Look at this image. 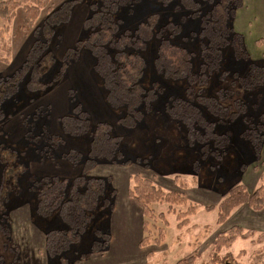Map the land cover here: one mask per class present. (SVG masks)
Returning <instances> with one entry per match:
<instances>
[{"label": "rangeland", "instance_id": "obj_1", "mask_svg": "<svg viewBox=\"0 0 264 264\" xmlns=\"http://www.w3.org/2000/svg\"><path fill=\"white\" fill-rule=\"evenodd\" d=\"M65 1L67 0H52L49 8L56 9ZM195 2L198 3L200 14L193 18L190 8H194ZM216 2L217 0H136L131 7L121 6L115 18L120 21L123 31L134 30L140 22L157 15L160 20L155 31L165 37L171 36L178 26L180 33L172 41L194 53L191 70L197 74L203 59L210 56L213 58L212 53L202 56L200 45L203 39L198 33L202 16ZM243 2L244 6L236 12L232 25L237 33L244 36V44L251 61L261 65L264 63V0ZM99 3L101 0H84L73 8L67 25L57 29L51 48L58 61H61L66 50L74 47L82 38L84 21L91 14L90 6ZM241 10L239 26L245 32L237 28L236 19ZM46 11L42 12L34 27L28 23L22 27L25 13L22 9L16 13L17 18H14L15 21H12L10 31L5 36L10 59L7 62L0 60L4 64L0 68V77L11 75L23 64L12 73L4 74L9 71L13 62L17 63L13 61L10 65L12 44L25 42L21 35L16 37L15 28L19 30L17 28L21 25V34L31 39V48L37 37L35 30L41 27L47 15ZM257 17L261 20H257ZM82 19L84 21L81 26ZM3 26L4 23L0 20V29ZM158 43L159 39L154 37L149 41L147 49L142 51L147 59L143 84L147 89H154L155 95L148 104L141 105L142 113L132 128L119 123L118 117L123 114L124 107L109 106L102 79L94 72V59L83 50L72 61L64 78L55 86L46 92L32 95L22 85L19 94L5 105L6 116L0 123V153L5 154L7 161H0V261L11 264L17 256V264H50L45 250V234L50 229L64 226L57 213L43 217L35 213L37 200L28 191V183L34 178L45 176L73 178L81 174V166H74L69 159L60 157L67 155L72 149L82 155H86L88 151L90 133L84 137L70 138L61 130L59 118L72 112V98L80 103L94 123L105 121L113 126L114 133L122 137L123 160L132 161L124 164H99L87 174L90 177L109 178V187L116 194L113 198V209L100 210L96 214L79 246L82 250H88L95 228L108 231L111 240L106 251L88 254L83 259H78V255L73 258L70 256L69 264H176L178 259L195 254L198 255L195 264H206L210 261L217 235L233 226L241 227L238 214L235 216L233 213L242 206L236 208L224 224L217 223L216 208L227 197L229 190L241 183L248 174L247 182L250 181V185L257 182L253 189L243 183L250 192L264 184V151H261L260 159L254 158L251 143L252 139L258 138L263 142L262 149L264 147V86L238 81V78L246 77L249 65L235 58L232 47L225 51L222 49L223 55L219 57L220 68L211 73L207 85L195 84L194 89H201L203 96L217 99L219 108H225L224 113L227 116L237 112V119L228 124L225 119L226 123L216 128L217 133L223 131L233 134L230 145L226 144L227 148L229 146L226 148L227 152L222 154L224 147H219V154L203 155L201 144L191 142L182 121L170 115L168 108L174 107L173 100L188 99V84L184 79L165 77L156 66L154 59ZM0 56L6 58V53L0 52ZM235 64L241 65L243 69L234 74L231 70ZM91 84L93 90H97L98 100L106 106L107 115L103 118L96 119L90 106L81 99L83 97L79 90L84 85ZM220 95L224 96L223 100L218 99ZM199 108L204 115V106L200 105ZM38 109L41 110V120L46 119L47 122L45 131L50 135L61 136L63 145L54 147L49 141H39L46 146L45 151L34 149L33 145L39 144L35 141L36 125H30V119ZM205 113L207 117L211 116ZM241 131L243 132L240 137ZM213 139L214 136L208 138L210 142ZM54 155H58L57 158L53 159ZM10 169L20 172L17 178L5 179V173L10 172ZM135 177L150 180L165 191L183 194L187 205L176 207L173 214H167L166 204L153 205L157 219L146 218L148 224L144 229L145 218L129 195ZM190 206L197 208L186 214L190 211ZM210 206L215 209H207ZM161 212L165 213L163 219H159ZM205 226L213 228L207 231ZM160 230L163 231L161 237ZM145 236L150 238V242H142ZM155 238H160L159 242H155ZM261 246L252 245L250 241L237 240L229 251H221L220 257L231 253L237 256L245 251L246 254L236 261L240 264H258L264 261V253L255 252ZM14 248L18 250L17 255L13 252Z\"/></svg>", "mask_w": 264, "mask_h": 264}, {"label": "trees", "instance_id": "obj_2", "mask_svg": "<svg viewBox=\"0 0 264 264\" xmlns=\"http://www.w3.org/2000/svg\"><path fill=\"white\" fill-rule=\"evenodd\" d=\"M83 1L67 0L53 10L49 8L52 0H5L0 2V20L4 23L3 28L0 29V52L6 53V58L0 56V60L4 62L10 59V49L5 42V36L10 31V25L18 9H24L31 27L36 25L42 12L47 10L41 27L35 30L37 37L23 64L11 75L0 77V123L6 116L5 105L19 94L22 85H25L32 95L46 92L64 78L72 61L76 60L83 50L90 53L94 59V72H97L96 75L102 79L105 98L109 106L124 107L123 114L118 117L119 123L132 128L142 113L141 105L148 104L155 95L154 89H147L143 84L147 59L142 51L147 49L149 41L156 37L159 39L154 59L156 66L161 69L165 77L184 79L188 84L186 90L188 99L173 100L174 107L168 108L170 115L182 121L187 128L191 142L201 144L203 155L208 153L217 155L220 151L219 147L225 148L222 149V154L227 152L226 144L230 145L233 134L223 131L217 133L216 128L224 125L225 119H227L226 124L234 122L237 119V112L227 116L224 113L226 109L219 108L217 99L203 96L202 90L196 91L194 85H207L211 73L221 66L219 57L223 55L222 49L225 51L232 47L235 58L249 65L246 77H237L238 81L243 84H263L264 86V63L257 65L251 61L244 44V36L237 33L232 25L236 12L244 6L243 0H217L211 10L202 16L198 33L203 39L200 45L201 54L204 57V54L212 53L213 58L211 56L204 58L197 74L191 70L194 53L172 41L180 33L178 26L171 36L165 37L164 34L155 31L160 18L152 15L146 21L140 22L134 30H121V23L115 15L121 6L131 7L136 0H101L99 4H91V14L83 24L82 38L76 42L74 47L66 50L61 61H58L51 48V43L56 36L57 29L69 22L73 8ZM190 9L193 18L200 14L197 2L194 3V8ZM233 67L231 71L234 74L243 69L239 64ZM218 99L223 100L224 96L220 95ZM71 101L74 104L72 112L59 118L61 130L65 136L70 138L84 137L90 133L88 151L86 155H82L72 149L67 155L60 157L69 159L74 166H81V174L73 178L45 176L34 178L28 183V191L37 200L35 213L41 217L57 213L60 223L64 226L60 229H50L45 234V250L50 264H69L70 256L73 258L78 255V259H83L88 254L108 249L111 235L101 228L93 230L88 250H82L79 246L95 220L96 214L100 210L113 209V198L116 194L115 190L109 187L111 185L109 178L90 177L87 174L99 164H124L132 161L123 160L122 137L114 133L113 126L109 122L94 123L79 102L74 98ZM200 105L205 108L204 115L199 108ZM205 112L211 116L207 117ZM41 116V110L38 109L30 119V125H36L35 141L39 144V146L33 145L34 149L45 151L46 146L41 145L39 141H49L54 147L63 145L64 140L61 136L50 135L48 131H45L47 122L46 119L41 120ZM211 136H214L213 142L208 140ZM251 143L254 158L260 159L263 142L254 138ZM240 148H242L241 145ZM54 156L53 159L58 155ZM0 161L7 163L3 152L0 153ZM9 171L5 173V179L17 178L20 173L19 171L15 173L14 169ZM129 195L145 218L144 229L148 224L146 218L157 219L153 205H168L167 214H173L176 207L187 205L183 194L165 191L152 181L140 177H135L134 185L129 189ZM243 205H248L254 211L263 210L264 184L251 192L243 183L233 186L227 197L216 208L217 223L224 224L230 214ZM194 208L197 206H190V211L186 214L193 212ZM207 209L214 210L215 208L210 206ZM163 215L165 213L161 212L159 219H163ZM204 228L211 231L213 227L205 226ZM161 234L163 231L160 230V237ZM5 235L9 236L8 233ZM159 239L155 238V242H159ZM237 240L250 241L255 246L262 245L255 252L264 253V232L233 226L217 235L210 253V261L206 264H240L236 259L245 255V251H241L237 256L231 253L220 257L221 251H229ZM145 241L150 242V238L145 236L142 242ZM13 252L17 255L18 250L14 248ZM16 257L11 264L18 263V257ZM197 260L198 255L195 254L178 259L176 264H195ZM0 264L6 263L0 261ZM148 264L152 263L148 262ZM258 264H264V261Z\"/></svg>", "mask_w": 264, "mask_h": 264}, {"label": "crops", "instance_id": "obj_3", "mask_svg": "<svg viewBox=\"0 0 264 264\" xmlns=\"http://www.w3.org/2000/svg\"><path fill=\"white\" fill-rule=\"evenodd\" d=\"M2 1H5V0H0V2H2ZM21 9L24 11L23 8H19L17 14L20 12ZM244 9H247V8H244ZM243 10H241L238 13V17L236 19L237 28L240 29V30L243 29L241 26H239V18L242 15V11ZM24 13H25V11H24ZM17 14H16L15 19L17 18ZM15 19H14V21H15ZM256 19L257 20H261L260 17H257ZM82 21H84V19L80 20L81 26H82ZM26 23H28V25H29L28 19H27L26 15H25V20H24V22L22 24V27ZM20 26L17 28L19 30H16V28H15L14 33H16V37H17V35H21L22 39L25 42H24V44H19V43H16L15 45L12 44V47H13V49H12V60L10 62V65H11V63L13 61H17V63L15 64L13 62L12 63V67L10 65H5V67H11V68H9V71L7 73H4V74H8V73L10 74L18 66H20L23 63V61L25 60V57H26V55H27V53L29 51V48H30V45H31V39H29V37L25 36V34H21L22 33L21 32L22 27H20ZM80 29H82V28L80 27ZM242 31L245 32V29H243ZM13 43H15V38H14V42ZM3 65L4 64L0 63V68ZM5 67H3V68H5ZM0 73H2V72L0 71ZM79 93L83 97V98H81L82 101H84L85 104H87V106H90V108L92 109L93 115H94V117L96 119H99L100 117L103 118V117H105V115H107L106 114V112H107L106 106L103 105L102 102L98 100V98L96 96L97 90L96 91L93 90L92 84L91 85H84L79 90ZM94 94H95V96H94ZM93 96H94V98H93ZM263 151H264V147L262 149V152ZM262 158H263V156H262ZM248 180H249V174H248V176H246V178L242 179L241 183H245L251 189L255 188L256 187L255 185L257 184V182L256 183H252V185H250L249 184L250 181H249V183L247 182ZM139 211H140V209H139ZM237 214L239 216L240 222L242 223L241 227L243 229H245V230L253 229V230H256L257 232H264V209L261 210V211H254L248 205H246V206L243 205L242 207H240V208H238V209H236L234 211L233 215L236 216Z\"/></svg>", "mask_w": 264, "mask_h": 264}]
</instances>
